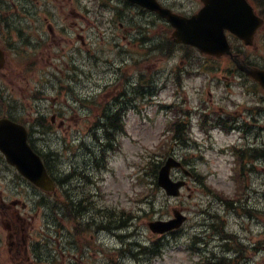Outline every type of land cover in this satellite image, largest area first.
Here are the masks:
<instances>
[{"label": "rangeland", "instance_id": "1", "mask_svg": "<svg viewBox=\"0 0 264 264\" xmlns=\"http://www.w3.org/2000/svg\"><path fill=\"white\" fill-rule=\"evenodd\" d=\"M180 2L188 5L193 1ZM66 14L69 12L61 13ZM108 20L105 25L101 18L94 20L93 23L102 26L92 30L86 26L79 31L77 26V32L72 28L73 19L59 28L55 26L63 34L50 49L52 59L49 62L46 59L44 66L30 73L19 62H9L2 73L6 81H0L7 86V92L5 87L0 94H7L5 99L12 105L15 117L30 120L38 112L57 115L55 127H48L50 133L33 134V144L46 153L56 154L57 160H50L52 167L66 174L75 167L92 184L85 185L79 177L66 183L67 191L62 196L34 192L0 158V205L2 200L9 203L15 198L27 204L26 210L21 205L18 208L28 217L31 237L40 240L41 264H110L111 257L116 264H222L218 257L223 255L224 248L229 257L239 251L240 257L247 259L235 264H264V160L258 159V164L251 166L255 172H248L247 180L236 179L231 151L247 142L253 146L264 144L262 92L251 81L233 78L226 62L210 61L208 66L199 68L196 57L187 54L192 51L179 49L176 54H169L170 44L164 36L169 38L171 33L159 22L148 36L162 37L161 46L154 48L163 50L153 53L142 48V40L137 38L140 35L131 33L132 23L121 20L127 28L122 31L116 23L108 26ZM64 28L75 31L77 38L71 31L64 33ZM78 35L86 44L81 43ZM254 55L264 66V50L259 48ZM107 62L110 67L104 65ZM114 64L120 66V71L111 67ZM41 78L45 80L43 83H39ZM136 84L138 87H133ZM124 88L131 92L130 102L134 104L126 110L124 119L120 117L123 131L116 135L111 148L108 132L94 128L97 123L104 125L101 120L107 106H113L114 100H124L119 98ZM36 92H42L43 98L34 102ZM125 104L112 107L111 112L120 110L123 115ZM228 114L248 123L249 128L243 134L219 129L220 124L214 120ZM61 121L64 125L58 127ZM84 137L85 142L81 139ZM90 149L96 152L88 155ZM170 157L183 162L187 171L197 172V181H189L180 198H170L154 185V169ZM181 174L175 170L173 178H182ZM77 184L82 187L71 191L72 185ZM242 184H249L246 205L238 203L235 211H227ZM89 195L98 207L116 210L109 214H114L112 221L116 223L124 210L125 219L130 222L124 232L118 233L125 236L123 240L108 232L96 236L92 231L86 239L95 236L94 248L83 249L72 244L74 225L67 220L64 230L59 226L56 233L52 226L54 210H63L69 197L75 202ZM174 210L187 216L183 227L176 234H153L149 224L173 218ZM222 223L234 237H225L221 243L226 245L219 248L220 238L215 229L219 230ZM5 226L0 216V238L6 232ZM57 235L64 236L61 243L57 242ZM132 243L160 252L147 255L136 247L133 256L127 252L132 251L133 247H129ZM124 246L126 254L119 262L123 254L115 250ZM255 246L262 252L253 250ZM8 258L6 250L0 247V263L10 264Z\"/></svg>", "mask_w": 264, "mask_h": 264}, {"label": "flooded vegetation", "instance_id": "2", "mask_svg": "<svg viewBox=\"0 0 264 264\" xmlns=\"http://www.w3.org/2000/svg\"><path fill=\"white\" fill-rule=\"evenodd\" d=\"M158 1L164 7L171 8L181 14H183V12L188 14L191 13L184 4L180 5L181 8H177V2L175 0ZM247 1L257 10L258 15L263 19L262 25L257 29L255 35L253 34L255 24L249 19L250 14L247 6L233 9L234 13H232V15L234 21H237L236 27L246 29L248 34L252 30V34L247 37L249 38V45L246 44V41L237 38L229 31L225 32L236 54L241 57L244 54L248 57V63L253 64L254 52H257L260 47L264 50V0ZM200 2H202V0H200ZM47 4L55 6L53 10H49L48 14H46V9L43 10V6ZM132 7L138 10V13H135ZM262 9L263 11H261ZM22 11L23 14L16 20L17 37L14 36L16 35L14 22H6L7 28L10 29L11 33L8 38V46L14 50L15 43L22 45L24 49L22 59L26 57V59L29 60L23 63L22 68H28L29 70H35L38 67L44 66L47 59L46 57H48V62L51 60L52 55L50 49L57 44V32L55 27L52 26L53 24L57 25V23L60 22L66 23L73 19L74 23L72 22V28L76 31V19L85 23H92L94 20H98V18H101L102 21H106V19L109 18L107 23H110L117 22L119 19L125 20V16L128 15V17L131 16L134 19L144 16L152 17L154 20L164 21L157 13L143 8L140 9L126 0H24ZM65 11H68L69 14L62 16L61 13ZM249 20L252 21V24L250 22L248 23ZM138 32L140 33V29ZM45 51H48V53L46 54ZM242 60L245 61L244 59ZM40 63H42L41 66H39ZM232 64L236 65L234 61ZM10 229L12 239L11 251L15 250L16 255L21 256L23 251L25 253L27 251L25 238L22 237V239H19L20 231L15 223H13Z\"/></svg>", "mask_w": 264, "mask_h": 264}, {"label": "water", "instance_id": "3", "mask_svg": "<svg viewBox=\"0 0 264 264\" xmlns=\"http://www.w3.org/2000/svg\"><path fill=\"white\" fill-rule=\"evenodd\" d=\"M219 2H226L223 6V12L227 9L231 11L230 2H232V0H219ZM242 2H238L237 5H240ZM215 7H218L216 0L207 1V10L189 21L168 13L167 17L178 29V32L175 34L176 37L179 40H184L187 43L199 47L201 51L208 54L219 56L227 53L228 48L225 44L223 35V28L227 24L223 25L224 22H215V15L217 12ZM223 12L219 13V17L222 18L224 15L230 13ZM246 72L264 87V71L258 69H246ZM3 122L4 125L0 122V126H4V128L7 127V131L9 132L5 134L6 130L2 129V131H0V140L6 141L5 143H0V146L3 148V151L7 153L8 160L17 165L22 174L37 186L48 191H53L54 182L48 176L41 159L33 153L27 143L26 129L23 126L8 120ZM7 142H10L12 145L8 149L6 148ZM175 166L176 164L168 162L167 166L161 171L159 183L166 189L168 195L178 196L179 189L184 184L183 182L174 183L170 179L171 169ZM182 221L183 218L179 217V219L168 223H157V225L152 224L151 227L154 231L165 232L173 228H178Z\"/></svg>", "mask_w": 264, "mask_h": 264}, {"label": "trees", "instance_id": "4", "mask_svg": "<svg viewBox=\"0 0 264 264\" xmlns=\"http://www.w3.org/2000/svg\"><path fill=\"white\" fill-rule=\"evenodd\" d=\"M48 164L51 165V163H49V162H48ZM49 165H48V166H49Z\"/></svg>", "mask_w": 264, "mask_h": 264}]
</instances>
